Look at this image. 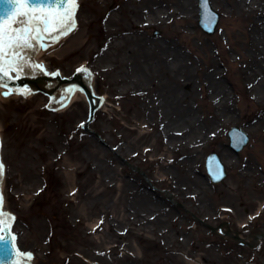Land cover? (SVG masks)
<instances>
[{"label": "rangeland", "instance_id": "rangeland-1", "mask_svg": "<svg viewBox=\"0 0 264 264\" xmlns=\"http://www.w3.org/2000/svg\"><path fill=\"white\" fill-rule=\"evenodd\" d=\"M237 1L211 0L220 20L207 35L198 0H78L77 27L39 61L65 77L91 70L106 99L90 124L95 135L82 127L85 98L50 112L41 94L0 95L3 209L33 264H264V239L239 245L197 220L227 224L249 243L264 234V98L243 69L260 54ZM175 60L178 79L192 85L168 82L163 65ZM140 64L152 66L149 75ZM181 117L192 131L177 133ZM232 127L249 136L238 154ZM212 152L228 172L218 185L204 166Z\"/></svg>", "mask_w": 264, "mask_h": 264}, {"label": "snow or ice", "instance_id": "snow-or-ice-1", "mask_svg": "<svg viewBox=\"0 0 264 264\" xmlns=\"http://www.w3.org/2000/svg\"><path fill=\"white\" fill-rule=\"evenodd\" d=\"M207 3L208 0H201L202 7H207ZM0 4L5 6L0 14V88L4 89L0 95L27 96L31 94L27 87L13 88L12 82L21 78L25 67L43 71L42 64L30 63V60L37 50L49 46L46 41L56 43L77 27L78 0H0ZM77 71L88 72L85 68ZM3 174L4 165L0 162V178ZM222 174L218 169L215 178L219 179ZM13 219L3 211V196L0 195V233H4L0 234V243L4 245L16 239L10 236ZM15 255L16 264L21 261L28 264L32 259L31 253L17 251Z\"/></svg>", "mask_w": 264, "mask_h": 264}, {"label": "water", "instance_id": "water-1", "mask_svg": "<svg viewBox=\"0 0 264 264\" xmlns=\"http://www.w3.org/2000/svg\"><path fill=\"white\" fill-rule=\"evenodd\" d=\"M199 1V27L201 30L208 34L213 35L217 29L219 23V14L213 9L211 4V0H208L207 7H202L201 0ZM5 6L0 4V14L3 12V8ZM63 38V37H62ZM47 44H55L51 43L50 41H46ZM44 49L37 50L34 55L32 56L30 63H36L35 55L40 53ZM85 68L88 70L87 73L85 72H78V69ZM44 69V68H43ZM90 73V75L88 74ZM15 75V74H13ZM92 72L90 69L86 67H79L77 68L74 73L70 77H63L60 73L54 72L48 74L46 71H40L36 69H31L25 67L24 72L21 74V78L14 80L12 82V87H27L30 90L31 94L40 93L48 98L47 108L54 112L63 108L62 105H65L68 100L70 99L72 93L74 91H80L81 94H84L88 104H89V114L86 123L83 125L84 129L88 132H91L93 135L95 133L89 129V125L93 121L95 112L102 106L103 98L95 94L92 86ZM68 89H72V92L69 93ZM4 89L0 90L2 93ZM19 95V94H18ZM23 98L27 96L20 95ZM2 97H5L2 95ZM47 109V110H48ZM48 110V111H49ZM228 138L230 141L229 147L233 150L236 154H238L249 142V136L243 132L238 127H233L228 133ZM127 166L133 170L139 172L147 182L150 181L147 179L146 175L136 169L131 164L127 163ZM205 169L209 180L213 184L222 183L228 176L227 170L225 165L221 161V158L215 152L209 154L205 161ZM222 170V176L219 179L215 178V173L217 170ZM3 178V177H2ZM2 178H0V187L2 183ZM169 197V200H172V195L166 193ZM9 215V214H8ZM14 220L11 221V228H10V236H14L12 233V226ZM213 232L216 231L215 228H210ZM4 234V233H0ZM230 235V233L228 232ZM8 235V234H5ZM234 240H236L240 244H245L250 247H255L261 239H264V234H258L254 236V244H248L244 239L239 238V236H232ZM19 251L17 247L16 239L12 241L9 245H4L0 243V264H16L17 257L15 253ZM20 264H25L24 261H21ZM28 264H31L29 261Z\"/></svg>", "mask_w": 264, "mask_h": 264}, {"label": "bare ground", "instance_id": "bare-ground-1", "mask_svg": "<svg viewBox=\"0 0 264 264\" xmlns=\"http://www.w3.org/2000/svg\"><path fill=\"white\" fill-rule=\"evenodd\" d=\"M238 9L240 12H242V14L246 15V16H251L254 22V25L256 27V31H254L255 34V38H253L254 40V44L252 45V48L254 49V54H260V61H255L253 62V60L250 58V56L248 57L249 61H245L244 64V70H246L248 74V78L247 81L249 84L254 83L253 86V94L256 96V98H260L263 99L264 98V0H238ZM122 43V42H121ZM57 42L55 44H48L49 46L46 49H51L54 48L56 46ZM121 44L118 43L116 44V47H120ZM111 48H113V45L111 46ZM45 50V49H44ZM42 50L40 53H38L37 55H35V60L36 62H38V64H42L41 61H39V56L41 55V53L44 51ZM143 57H145V54H142ZM166 60V59H165ZM165 63V62H163ZM43 65V64H42ZM44 66V65H43ZM138 67H141L142 69V74L145 71V76L149 75L152 66L151 65H137ZM44 69L46 71H48L49 73H54L50 70H48L46 68V66H44ZM140 70V68H139ZM163 71L164 74L166 75V77L168 78V82L169 83H178L179 85H183L184 82L187 84H191V78L188 77L187 79H184L182 81H180L178 79V71H180V63L178 60L175 61H170L168 63H165L163 65ZM140 73V72H139ZM245 73V72H244ZM132 81L133 80H137L138 75L132 76ZM130 82V84L132 83V86H134V89L136 90H142L144 89L145 86L140 85L141 83H139L137 86L133 85V82ZM3 88H0V90H2ZM94 90V89H93ZM17 95L18 94H15ZM185 96L186 94L183 93H177V95L175 96L174 99H176V105L183 106V103L185 102ZM85 98L84 94H81L80 91H74L70 97V99L68 100V102L63 106V108L61 110L66 109L70 104L77 102L80 99ZM104 100L105 97H103ZM225 104V99H223V103L222 106H224ZM180 110H182V107H180ZM224 110V109H222ZM219 111L220 110H216L215 112H212L216 117L219 116ZM225 111V110H224ZM192 119V118H191ZM180 122V130H177V133H181L186 131H192L193 130V120H187L183 117H181V119L179 120ZM188 144V143H187ZM168 150V149H167ZM219 234H221L222 236L225 237V228L222 227L221 230L218 232ZM31 264H33L32 259H31Z\"/></svg>", "mask_w": 264, "mask_h": 264}]
</instances>
